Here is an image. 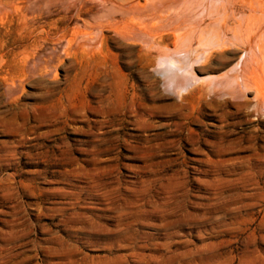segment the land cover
I'll return each mask as SVG.
<instances>
[{"label":"rangeland","instance_id":"rangeland-1","mask_svg":"<svg viewBox=\"0 0 264 264\" xmlns=\"http://www.w3.org/2000/svg\"><path fill=\"white\" fill-rule=\"evenodd\" d=\"M107 1L0 0V264H264V105L204 81L242 47L178 97Z\"/></svg>","mask_w":264,"mask_h":264},{"label":"bare ground","instance_id":"bare-ground-1","mask_svg":"<svg viewBox=\"0 0 264 264\" xmlns=\"http://www.w3.org/2000/svg\"><path fill=\"white\" fill-rule=\"evenodd\" d=\"M108 1L105 5L109 12L138 13L129 21V27L132 34L134 31V35L140 33L145 37L143 46L161 53L157 71L163 74L164 82L168 74L174 73L176 63L183 69L184 76L175 80L173 94L179 97L201 81L194 73V66L207 60L213 50L236 45L242 47L238 61L221 75L204 79L208 91L221 95L233 91L236 94L231 97H238L253 88L257 103L264 105V0H241L249 7L248 14L242 16L229 11L235 0H144L140 7ZM164 31L175 38L171 50L160 44L162 37L158 35ZM169 60L176 62L175 65L168 63Z\"/></svg>","mask_w":264,"mask_h":264}]
</instances>
